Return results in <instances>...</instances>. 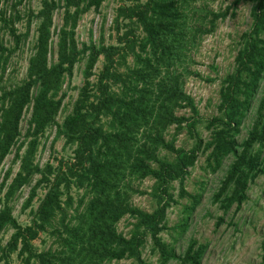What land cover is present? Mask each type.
Returning <instances> with one entry per match:
<instances>
[{"label":"trees","instance_id":"1","mask_svg":"<svg viewBox=\"0 0 264 264\" xmlns=\"http://www.w3.org/2000/svg\"><path fill=\"white\" fill-rule=\"evenodd\" d=\"M23 1L13 0L17 19ZM102 1L38 0L36 9L29 7L26 31H12L10 45L0 38L2 78L9 57L26 42L35 23L27 77L8 90L1 88L0 94V166L15 146L13 162L20 164L12 180L11 166L0 184V233L14 229L7 244L0 243V259L16 252L24 264H105L125 258L147 264L143 253L150 240L161 264L170 259L202 264L205 245L191 239L184 254L178 255L160 237L161 223L174 196V181L180 185V198L190 199L188 210L198 204L201 195L189 192L184 182L199 152L206 153L204 168L212 173L233 156L213 194L224 212L232 205L235 211L241 209L249 199L250 185L264 173V97L247 135L241 141L238 138L264 78V0H248L252 23L239 37L234 68L222 78L217 113L206 119L199 117L185 82L192 72V49L202 35L215 30L226 11L197 6V0H134L116 8L111 26L117 33L114 43H80L78 20L92 7L98 9ZM58 9L63 10V23L57 59L51 62ZM5 13L1 19L5 20ZM82 60L83 84L71 111L59 121L66 80ZM100 60L102 67L96 72ZM25 108L31 117L21 140ZM185 108L190 109L189 116L178 113ZM202 122L207 138L197 130ZM54 126L55 139L62 138L73 155L42 166L35 161L36 153L41 137ZM185 129L195 138L189 149L176 144ZM148 177L154 178L151 194L158 202L151 212L132 201L134 194L142 192L136 182ZM25 185L31 191L23 209L32 204L38 190H44L30 223L22 225L13 214L12 202ZM73 189L82 191L78 199ZM126 215L135 219L128 237L118 229ZM41 233L51 241L47 249L34 246Z\"/></svg>","mask_w":264,"mask_h":264},{"label":"rangeland","instance_id":"2","mask_svg":"<svg viewBox=\"0 0 264 264\" xmlns=\"http://www.w3.org/2000/svg\"><path fill=\"white\" fill-rule=\"evenodd\" d=\"M134 0H103L98 9L92 7L78 20L76 28L77 38L82 42L90 40L105 44L116 41V31L111 28L116 8L120 4H132ZM145 0H141L143 2ZM13 0H0V38L5 44L10 45L12 41V31L17 34L26 31L27 16L29 7H38V0H24L18 5L20 19L14 17L12 7ZM197 6H207L214 11H226L225 16L217 21L214 31L205 33L198 41V45L192 49V61L190 62L191 73L186 78L185 90L193 96L199 110V117L206 119L217 113V103L219 100V89L222 78L234 68V61L239 48L238 40L240 35L249 29L252 23L251 2L248 0H197ZM3 10L6 11L5 18L1 19ZM63 23V10L58 9L54 14L53 37L49 60L57 59L58 31ZM35 23L31 25L29 37L22 43L21 48L9 57V64L5 75L0 77V94L2 89H10L22 82L27 77L30 64V57L34 53ZM102 67V60L98 61L94 67L97 72ZM85 60L78 62L75 66L74 75L66 80L65 90L67 96L64 106L59 115V121L71 111L72 103L77 98L79 87L84 81ZM264 97V78L261 80V90L253 102L248 116L241 126L240 141L247 135V131L253 123L259 100ZM179 114H191L189 108L181 109ZM31 111L24 109L21 121L22 138L25 139ZM205 122L197 124V130L204 138L209 136L205 128ZM174 132V127L170 129ZM56 126L50 127L44 136L41 137L35 161L40 165H45L55 158L71 159L73 152L69 146L64 145L62 138H56ZM177 146L191 148L195 144V138L190 136L185 129L178 135ZM17 146L12 148L0 166V184L6 171L12 166V173L9 181L17 174L19 161L13 162ZM205 152H199L198 161L191 168H188L189 175L184 185L191 193L201 195L198 204L193 210L189 197L180 198L179 183L174 181L172 192L174 196L170 199L165 209V221L161 223L159 233L163 241L171 245L176 254L183 255L191 239H195L199 244L205 245L202 257V264H264V173L260 175L255 183L250 185L249 199L243 203L241 209L235 211L232 205L227 212L219 206V202L213 201V194L220 185V181L226 173L233 156L225 159L223 166L215 173L207 171L205 167ZM264 156V152L262 153ZM56 160V159H55ZM57 163V161H54ZM35 181L33 182V184ZM154 178L148 177L140 182H136L142 192L136 193L132 197L135 205L141 209L151 212L158 202L151 194ZM43 190H38V195L32 204L23 209V204L28 198L31 186L25 185L18 193L13 203V214L22 225L30 223L32 211L39 203V197L43 195ZM74 195L78 199L82 191L74 190ZM3 194V193H2ZM135 219L130 215L124 216L118 223L119 231L125 236H129L133 228ZM14 229L9 228L0 233L1 245H6ZM34 246L39 249H47L51 241L45 237L44 233L35 240ZM150 240L144 248L143 256L147 264H161L159 256L151 250ZM0 264H24L16 252H12L6 260L0 259ZM105 264H136L130 258L112 260ZM166 264H180V260L173 259Z\"/></svg>","mask_w":264,"mask_h":264}]
</instances>
